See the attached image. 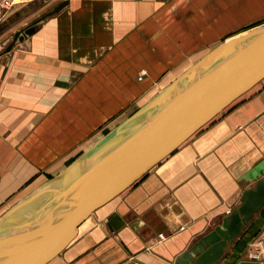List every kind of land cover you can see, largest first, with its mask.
<instances>
[{
    "label": "crops",
    "instance_id": "obj_1",
    "mask_svg": "<svg viewBox=\"0 0 264 264\" xmlns=\"http://www.w3.org/2000/svg\"><path fill=\"white\" fill-rule=\"evenodd\" d=\"M37 10L0 11V21L11 17L0 37L11 40ZM262 24L264 0H68L0 51V217L65 186L110 131L217 44ZM260 178L264 78L92 212L44 264H175ZM21 210L0 229L26 218ZM262 230L264 205L217 264L252 260L248 243Z\"/></svg>",
    "mask_w": 264,
    "mask_h": 264
},
{
    "label": "water",
    "instance_id": "obj_2",
    "mask_svg": "<svg viewBox=\"0 0 264 264\" xmlns=\"http://www.w3.org/2000/svg\"><path fill=\"white\" fill-rule=\"evenodd\" d=\"M67 3L59 1L15 30L3 52ZM263 78L264 24L217 44L88 150L79 161L87 164L65 186L43 187L0 217L1 226L36 197L50 195L26 218L0 229V264L46 263L71 242L92 212ZM263 205L264 178H260L243 190L239 202L219 223L176 257L175 264H217ZM235 264H264V258L240 259Z\"/></svg>",
    "mask_w": 264,
    "mask_h": 264
},
{
    "label": "built area",
    "instance_id": "obj_3",
    "mask_svg": "<svg viewBox=\"0 0 264 264\" xmlns=\"http://www.w3.org/2000/svg\"><path fill=\"white\" fill-rule=\"evenodd\" d=\"M33 1L35 0H0V11L3 13L11 12ZM247 256L257 261L264 258V230L249 241Z\"/></svg>",
    "mask_w": 264,
    "mask_h": 264
},
{
    "label": "rangeland",
    "instance_id": "obj_4",
    "mask_svg": "<svg viewBox=\"0 0 264 264\" xmlns=\"http://www.w3.org/2000/svg\"><path fill=\"white\" fill-rule=\"evenodd\" d=\"M60 0H35L29 4H26L24 6L30 7V10H37L39 12L38 15L47 12L48 10L52 9V7ZM11 18V17H10ZM10 18H6L2 21H0V27L2 28V25H8L10 23ZM10 36L8 33H6L5 37H0V51L4 49L8 41L10 40ZM3 38V39H2Z\"/></svg>",
    "mask_w": 264,
    "mask_h": 264
},
{
    "label": "bare ground",
    "instance_id": "obj_5",
    "mask_svg": "<svg viewBox=\"0 0 264 264\" xmlns=\"http://www.w3.org/2000/svg\"><path fill=\"white\" fill-rule=\"evenodd\" d=\"M48 198H50V195H48V193H46L45 195H43L42 197H40V198H38V202L39 201H45L46 199H48ZM43 202H41L40 204H42ZM39 204V205H40ZM36 206V205H35ZM29 212V208L28 207H26V208H22V210L20 211V214L18 215V216H16L17 218H21V216H23V215H28L27 213ZM21 215V216H20ZM25 215V216H26ZM2 228V227H1Z\"/></svg>",
    "mask_w": 264,
    "mask_h": 264
}]
</instances>
